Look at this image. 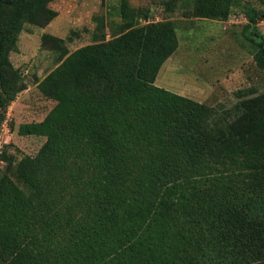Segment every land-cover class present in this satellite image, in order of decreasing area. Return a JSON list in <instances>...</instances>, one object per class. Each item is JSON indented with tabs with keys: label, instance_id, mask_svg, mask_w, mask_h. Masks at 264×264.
Instances as JSON below:
<instances>
[{
	"label": "trees",
	"instance_id": "1",
	"mask_svg": "<svg viewBox=\"0 0 264 264\" xmlns=\"http://www.w3.org/2000/svg\"><path fill=\"white\" fill-rule=\"evenodd\" d=\"M56 1L0 0V124L29 87L12 54L26 26L58 17ZM100 1L91 44L71 52L41 37L59 66L36 85L56 104L19 128L46 139L35 156L10 142L0 157V264H264V93L240 91L218 111L156 86L176 23L121 0L110 25ZM159 1L167 14L179 3ZM237 9L264 72V9L194 0L188 15L227 21Z\"/></svg>",
	"mask_w": 264,
	"mask_h": 264
},
{
	"label": "rangeland",
	"instance_id": "2",
	"mask_svg": "<svg viewBox=\"0 0 264 264\" xmlns=\"http://www.w3.org/2000/svg\"><path fill=\"white\" fill-rule=\"evenodd\" d=\"M77 1L62 3L57 0L53 3L52 8L59 11L61 16L43 29L26 26L20 38L19 51L12 54L14 65L23 72L29 86L6 113L10 116V129L12 127L9 140L13 147L10 152L19 158L35 156L46 141L43 137L19 135L20 126L42 121L56 104L45 99L36 85L35 78L41 80L59 66L56 53L41 49L42 35L47 33L64 39L71 52L92 43L96 23L91 19L92 12L82 11L83 8L72 13L75 4L71 2ZM120 1L107 0L108 11L112 15L110 25L120 22L117 14ZM244 1L257 9H264L263 0ZM178 2L176 11L167 14L159 5V0H131L132 5L138 4L152 10L149 21L172 20L177 25L179 48L162 66L155 85L218 111L234 108L240 102L237 96L240 91L252 89L256 94L264 93V72L254 62V49L250 41L261 39L256 38L253 28H245L248 21L242 9H237L227 21L202 20L188 15L194 0ZM87 3H91V10L96 7L92 0H87ZM101 10L100 7L99 12ZM257 30L264 37V21L259 22ZM73 31L76 35L71 37ZM110 33L109 26L107 34ZM6 170V166L0 168L1 172Z\"/></svg>",
	"mask_w": 264,
	"mask_h": 264
},
{
	"label": "built area",
	"instance_id": "3",
	"mask_svg": "<svg viewBox=\"0 0 264 264\" xmlns=\"http://www.w3.org/2000/svg\"><path fill=\"white\" fill-rule=\"evenodd\" d=\"M10 116L7 114V118L0 124V157L3 153L4 146L10 143L9 137H11V129L9 127ZM4 162L0 160V167H3Z\"/></svg>",
	"mask_w": 264,
	"mask_h": 264
},
{
	"label": "crops",
	"instance_id": "4",
	"mask_svg": "<svg viewBox=\"0 0 264 264\" xmlns=\"http://www.w3.org/2000/svg\"><path fill=\"white\" fill-rule=\"evenodd\" d=\"M63 1L62 3L64 2H67L68 0H60V2ZM69 1H72V0H69ZM94 2V4H96V7H94L92 10H91V3H87V0H78L76 3H72L71 4H75L73 7H72V13H76V12H79L80 8H83L82 11L86 10V11H90L91 13V17H93V14L94 13H98L99 10H100V7H101V2L98 0H92ZM64 5V4H63ZM57 11V10H56ZM59 15L58 16H61V13L58 11ZM85 14V13H83ZM84 17V16H83ZM92 19V18H91Z\"/></svg>",
	"mask_w": 264,
	"mask_h": 264
}]
</instances>
